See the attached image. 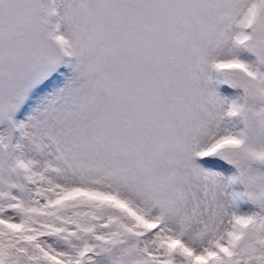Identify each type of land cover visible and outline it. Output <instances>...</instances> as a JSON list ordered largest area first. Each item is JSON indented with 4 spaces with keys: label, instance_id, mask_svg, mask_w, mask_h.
I'll list each match as a JSON object with an SVG mask.
<instances>
[{
    "label": "rangeland",
    "instance_id": "1",
    "mask_svg": "<svg viewBox=\"0 0 264 264\" xmlns=\"http://www.w3.org/2000/svg\"><path fill=\"white\" fill-rule=\"evenodd\" d=\"M187 260L264 264V0H0V264Z\"/></svg>",
    "mask_w": 264,
    "mask_h": 264
},
{
    "label": "bare ground",
    "instance_id": "2",
    "mask_svg": "<svg viewBox=\"0 0 264 264\" xmlns=\"http://www.w3.org/2000/svg\"><path fill=\"white\" fill-rule=\"evenodd\" d=\"M226 133V132H225ZM198 161V160H197ZM198 162H200V161H198ZM198 162H197V164H198ZM203 163V162H202ZM199 165V164H198ZM201 169V168H200ZM198 171H200V170H198ZM202 173V172H201ZM207 173V172H206ZM198 174V173H197ZM42 188V187H41ZM127 193V192H126ZM42 194V193H41ZM47 194V193H46ZM126 198V196H125V193L121 196L122 198H124V197ZM43 197V196H42ZM128 198V197H127ZM197 198H198V196H197ZM40 199V198H39ZM43 199V198H42ZM129 199V198H128ZM130 200V199H129ZM202 200V199H201ZM147 202V201H146ZM145 202V203H146ZM158 202V201H157ZM202 202V201H201ZM219 202V201H218ZM128 203V202H127ZM138 203V202H137ZM145 203H143L144 205H142V208L143 209H145V213H147V209H148V207H149V205H147V204H145ZM153 203V202H152ZM133 204V203H132ZM200 205V204H199ZM133 206V205H132ZM162 206H163V204H162ZM161 206V207H162ZM201 206V205H200ZM140 207V206H139ZM164 207V206H163ZM202 207V206H201ZM180 208V207H179ZM196 208V207H195ZM227 208H228V206H227ZM227 208H226V210H227ZM136 209V208H135ZM155 209V208H154ZM154 209H153V212L152 213H157L158 211L157 210H155L154 211ZM230 209H232L231 207H230ZM161 210V209H160ZM169 210H170V208H169ZM186 210V209H185ZM196 211V210H195ZM226 212V211H225ZM224 212V213H225ZM234 212V211H233ZM141 213V212H140ZM144 213V214H145ZM151 213V212H150ZM163 213V212H162ZM223 213V214H224ZM158 214V213H157ZM233 214V213H232ZM146 215V214H145ZM154 215V214H153ZM170 215V214H169ZM176 215V214H175ZM150 216H152V215H150ZM173 216V215H172ZM153 217V216H152ZM155 218H151V221H153V222H160V226H161V233H163V235H162V237H165L170 231H174V230H176V229H178L179 227H181L180 225H181V223H182V221H181V219H179L178 220V218L173 222L172 220H169V221H172V223H169L168 221H167V217L165 218L164 216V219H163V217H162V215H161V217H162V219L160 220V218L159 217H156V216H154ZM175 217V216H174ZM173 217V218H174ZM150 218V217H149ZM172 218V217H171ZM180 218V217H179ZM182 218V217H181ZM193 218H194V216H193ZM198 218V217H197ZM169 219V218H168ZM200 219V218H199ZM232 219V218H231ZM230 219V220H231ZM220 220V219H219ZM163 221V222H162ZM205 221V220H204ZM162 222V223H161ZM167 222H168V224H167ZM232 223V222H231ZM220 224H223L222 226L221 225H219L218 227H216L215 225H211V227H210V229L208 230L209 231V233H214V231H218L217 232V234H215V235H213L212 233H211V237H212V240L211 241H209V242H207L206 244L204 243L205 242V240H204V242H202V243H204L206 246L208 245V244H211L214 240L213 239H215V238H218V239H221V235H222V232H221V230L222 231H224V229L226 230V228H228V226H229V224H230V222H229V218H228V221L226 220V221H222L221 220V222H220ZM163 225L164 226H166V228L168 227V230H166V229H162V227H163ZM205 225H207V226H205ZM192 230H194V231H199L198 229L199 228H201V229H203L204 227L205 228H209V226H210V224H207L206 223V221L205 222H202L201 220H194V223H192ZM184 228V227H183ZM216 229V230H215ZM45 230V229H44ZM158 229H156V231H157ZM188 230V229H187ZM205 230V229H204ZM43 231V230H42ZM185 231V230H184ZM36 232V231H35ZM180 232V231H179ZM190 232H191V230H190ZM40 233H42V232H40ZM177 233V232H176ZM187 233V232H186ZM224 233V232H223ZM226 233V232H225ZM32 234V233H31ZM206 234V233H205ZM171 235V234H170ZM180 235V234H179ZM198 235V234H197ZM199 235H201V234H199ZM209 235V234H208ZM213 235V236H212ZM37 236H38V234H37ZM37 236H35V237H37ZM203 236V235H202ZM228 235H227V233H226V237H227ZM184 237H185V234H184ZM176 238V237H175ZM196 238V237H195ZM184 239V238H183ZM189 239V238H188ZM42 240V239H41ZM208 240V239H207ZM185 241V240H184ZM146 243L147 242H141V245L140 246H142V245H146ZM154 243H155V241H154ZM158 243V242H157ZM181 243V242H180ZM204 244H202V245H204ZM215 244V243H214ZM150 245V244H149ZM154 245V244H153ZM162 245V244H161ZM184 245H186L185 243H184ZM160 246V245H159ZM214 246V245H213ZM215 246H217V244H215ZM146 247V246H145ZM148 247V246H147ZM161 247V246H160ZM181 247V246H180ZM185 249H186V246H183ZM190 247V246H189ZM193 247V246H192ZM211 247V246H210ZM200 248H202V246H200V245H197L196 247H194V248H192V249H194V250H196V251H198ZM144 249V248H143ZM191 249V250H192ZM218 249V248H217ZM157 248L154 246H152L151 245V248L150 249H147L145 252V255H148V256H150V257H154L155 255H156V253H157ZM207 251H209V250H207ZM206 250H204V253H203V255H205V256H208V255H210V253L209 252H207ZM189 253H191V252H189ZM193 253V252H192ZM163 254V253H162ZM184 256H185V253H183V252H180L179 253V255H178V259L179 260H182L183 258H184ZM146 257V256H145ZM148 258V257H147ZM168 261H169V259H168ZM171 261V260H170ZM176 261V260H175ZM172 262V261H171ZM170 262V263H171ZM176 263V262H175ZM172 264V263H171ZM181 264V263H180ZM183 264V263H182ZM184 264H191V262H188V260H187V263L186 262H184Z\"/></svg>",
    "mask_w": 264,
    "mask_h": 264
},
{
    "label": "trees",
    "instance_id": "3",
    "mask_svg": "<svg viewBox=\"0 0 264 264\" xmlns=\"http://www.w3.org/2000/svg\"><path fill=\"white\" fill-rule=\"evenodd\" d=\"M55 42H56V45L58 46V49L60 52V44H59V41L57 38L55 39ZM60 59H61V53H60ZM60 59L58 60V65H60ZM72 197L75 198L74 200L76 202H79L80 200H81L80 202H87V203H92V204L99 202V203H102V205H107L110 202V201L103 199L102 197L101 198L100 197H93L92 195L74 194ZM116 207L118 209H121V207L118 205H116Z\"/></svg>",
    "mask_w": 264,
    "mask_h": 264
}]
</instances>
